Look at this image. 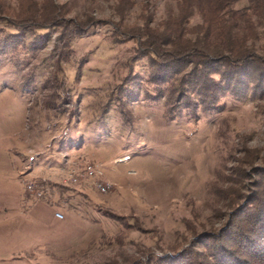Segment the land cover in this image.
Wrapping results in <instances>:
<instances>
[{
    "label": "rangeland",
    "instance_id": "rangeland-1",
    "mask_svg": "<svg viewBox=\"0 0 264 264\" xmlns=\"http://www.w3.org/2000/svg\"><path fill=\"white\" fill-rule=\"evenodd\" d=\"M44 1L0 0V150L21 155L33 171L24 192L42 184L36 200L56 219L31 220L6 243L23 253L0 264H159L188 246L204 259L211 240L200 235L222 229L264 172V75L230 81L214 63L221 90L205 106L190 64L156 80L154 56L116 30L158 27L175 1L130 0L120 16L116 0H52L65 19L93 21L79 33L18 24L21 8ZM252 46L264 54L261 27ZM86 163L101 173L71 183Z\"/></svg>",
    "mask_w": 264,
    "mask_h": 264
},
{
    "label": "trees",
    "instance_id": "trees-1",
    "mask_svg": "<svg viewBox=\"0 0 264 264\" xmlns=\"http://www.w3.org/2000/svg\"><path fill=\"white\" fill-rule=\"evenodd\" d=\"M173 1L176 12H170L158 27H150L148 20L142 28L116 23L117 32L135 38L140 51L154 56L156 80L172 69L181 70L190 64L188 76L204 96L202 104L207 106L211 102L216 106L221 89L211 76L212 72L220 71L214 63L223 65L221 73L227 74L230 81L236 73L241 79L240 73L245 70L252 72L251 76L253 71L264 75V54L252 46L259 38V28L264 29V0H245L246 5L241 7H236L241 0ZM116 2L120 16L132 4L130 0ZM61 7L45 0L38 10L21 8L16 19L20 26L57 25L70 28L72 33L81 32L93 21L91 17L86 22L65 19ZM193 15H198L200 22L187 29ZM188 32L194 37H188ZM255 187L249 199L233 207L222 229L200 235L211 240L207 246L212 250L204 259L195 258L188 246L172 257L161 259L159 264H264V172L258 173Z\"/></svg>",
    "mask_w": 264,
    "mask_h": 264
},
{
    "label": "crops",
    "instance_id": "crops-1",
    "mask_svg": "<svg viewBox=\"0 0 264 264\" xmlns=\"http://www.w3.org/2000/svg\"><path fill=\"white\" fill-rule=\"evenodd\" d=\"M0 151V247L3 248L0 249V260L6 261L9 257L23 253L22 248L16 247L14 250V245L7 248L9 245L6 243L21 238L22 229L31 220L51 223L56 218L53 207L46 201L27 198L25 195L23 181L33 171L24 174L21 155L17 157L5 148ZM5 167L9 170L3 169Z\"/></svg>",
    "mask_w": 264,
    "mask_h": 264
},
{
    "label": "built area",
    "instance_id": "built-area-1",
    "mask_svg": "<svg viewBox=\"0 0 264 264\" xmlns=\"http://www.w3.org/2000/svg\"><path fill=\"white\" fill-rule=\"evenodd\" d=\"M100 173V169H98L96 165L92 163H86L81 171H72V173H70L69 180L71 183L76 184L83 179L96 177ZM109 186V183H97V187L101 192H105L109 188ZM25 192L35 199H41L45 195V188L42 184L30 181L25 185ZM57 215L59 216L60 214L57 213Z\"/></svg>",
    "mask_w": 264,
    "mask_h": 264
}]
</instances>
